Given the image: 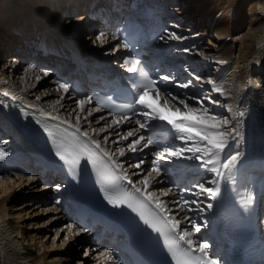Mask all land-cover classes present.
<instances>
[{"label": "bare ground", "instance_id": "obj_1", "mask_svg": "<svg viewBox=\"0 0 264 264\" xmlns=\"http://www.w3.org/2000/svg\"><path fill=\"white\" fill-rule=\"evenodd\" d=\"M102 1L110 3V6L104 5L96 11L91 10L96 9ZM160 1L139 0L137 6L136 1L133 0L130 2L128 0H42L40 2L36 0L35 4H43L38 7L39 11L33 8L35 4H27V0H9L0 6V144L9 151L6 160L0 162V264H71L73 260L76 264H82L86 259H91L92 262L89 264H122L119 261L120 254H114L105 246L93 244L92 233L82 232L77 226L75 216L82 206L88 205L96 210L92 204L93 196L97 195L96 179L91 176L90 167L87 172L81 174L79 182L73 181L58 158L54 156L51 143L45 142L46 140H36L31 135L23 133L5 115L2 107L4 97L19 100L42 115L61 120L76 131L79 130L89 143L99 145V149L108 154L107 157L115 164L120 174L127 175L143 195L151 196L150 200L155 204L157 200L161 201L165 209L164 214L169 219L182 220L185 215L194 218L193 213L198 209L189 212L173 184L185 181L192 185L200 181V175L193 169L174 168L171 175L166 172L159 176L152 173V176L148 177V186L140 183L150 169V160L153 157L151 152L154 149L147 148L132 152L127 145L135 139V136L127 140L123 139V136L137 126L130 120L111 117L101 110L94 111L96 107L93 101L86 103L81 110L77 104L81 97L75 95L71 89L76 71H82L85 62L99 65L112 73L127 72L126 68L117 61L112 67L107 63L112 55L123 63L126 58H130V51L122 46V38L136 29L142 30L140 46L149 51V55L144 58L155 66L158 72L168 73L167 69H170L168 65L179 60L184 62L180 66L185 69L187 76L192 77V85L189 89H184V92L195 95L197 91H202L207 94L211 88L206 83L208 78L206 79L202 74L196 79L198 76L195 75V71H190L185 62L195 66L196 70L211 71L210 69L213 68L216 80H211L222 85L223 95L211 93V98L218 99L220 103L213 104L210 110L215 114L222 112L228 119L225 127L229 130L230 143L234 145L233 152L240 153L237 178L240 175V167L247 157L248 148L253 142L251 108H256L259 112L258 136L264 160V0H246L233 18L228 15L230 9H227L225 0H191L193 4L188 7L190 9L186 10L183 6V9L180 8L181 11L167 7L174 1H180L182 5L186 1L163 0V5L159 3ZM50 3L53 8L47 12L45 7ZM123 3H127L128 8L131 9L127 15L132 14V18L141 16L139 21L133 22L128 16L116 31L101 26L98 30L103 31L105 36L99 42L92 36L93 45L97 43V46L90 45L88 50H84L85 42L79 43L78 36L88 31L85 29L94 25L96 18L106 19L107 25L120 19L118 17L126 8ZM72 8L78 11L76 13L82 12V14L80 17L72 14L74 18L65 23L62 15H70ZM118 11L119 14L115 15L114 13ZM161 12L167 17L179 13L185 16L186 20L196 24L193 28L187 29L182 28L181 25L176 27L168 24L169 31L178 32V35L186 39L181 41L157 39L153 45H148L151 39L164 34L167 17L161 18L159 15ZM5 13L8 14L7 17H4ZM202 19L205 21V27L203 31L202 29L199 31L195 27L202 26L198 23ZM14 21L28 26L30 34L22 32L9 34L11 32L5 25ZM141 22H146V25L143 26ZM32 35H35L36 39ZM10 36L16 38L11 40ZM203 38L208 39V46L201 44L200 40ZM23 46L26 47L23 49ZM114 46L115 51H113ZM174 49L178 52L166 55ZM158 52L165 54L160 58L159 63H155L153 57ZM13 53H16L19 59H11L10 54ZM65 58H68L66 66L67 64L69 66L61 69L62 75H55L49 71L55 60L65 65ZM45 71L49 72L48 76H44ZM174 72L171 74H175ZM179 75L175 74L177 80L182 77ZM56 81L70 84L69 92L65 93L63 89L57 90ZM5 92L8 95H4ZM198 97L201 95L198 94ZM229 107L231 111L228 110ZM241 111L244 112L243 116L238 115ZM232 129H235V132H232ZM85 132L87 136L84 135ZM232 136H235L234 140L231 139ZM139 147L140 145H137V148ZM121 148L125 149L123 156L120 155ZM141 160L144 163L140 168L132 167ZM81 163L83 164V161ZM44 170L49 173L46 178H43ZM56 185L61 186L59 191L56 190ZM49 186L50 190H48ZM167 188H172L173 192L165 196L162 190ZM234 189L218 202L206 200L208 194L202 193L200 200H203L204 204H201V207L205 208L203 212L207 218V225L205 228L201 227L199 233L193 231L192 237L194 240L199 237L200 242H207L210 245V249L207 250L209 254L215 256L220 253L218 258L225 264H233L232 240L227 227L228 217L232 223L241 228V235L247 227L252 226L254 220L251 210L244 218H230L236 210L232 208L233 205L242 209L239 203H232L233 198L238 194L236 184ZM183 195L189 196V199L195 198L187 192ZM57 200L59 203H56ZM173 200L180 202L172 203ZM208 202L213 203L212 209L206 208ZM191 207L195 208L194 205ZM73 210L74 214H72ZM134 213L132 210L129 211V215ZM244 220L249 221L244 222ZM191 223L199 224V221L194 218ZM187 224L188 221H182L180 227L184 228ZM50 238L52 243L48 244ZM89 241L92 242L93 247H88L83 253L77 251L79 247L77 248L76 245L79 242L84 244ZM129 247L130 245L127 244L123 248Z\"/></svg>", "mask_w": 264, "mask_h": 264}, {"label": "snow or ice", "instance_id": "obj_2", "mask_svg": "<svg viewBox=\"0 0 264 264\" xmlns=\"http://www.w3.org/2000/svg\"><path fill=\"white\" fill-rule=\"evenodd\" d=\"M178 27V26H177ZM105 36L103 31L96 36L97 41H101ZM159 40H175L181 41L186 39L178 35L175 31L165 30L164 34L157 37ZM124 48H129L127 41H122ZM119 47V46H117ZM116 48L113 49L115 51ZM188 51V49H183ZM137 56L126 58L122 67L132 76L127 77L128 85L122 88L117 95L120 103H115L109 96L96 95V103L98 107L94 111H100L101 108H108L109 111L118 115L120 119L132 121L137 127L124 134L123 139L135 136L128 145V149L132 152L143 151L147 148H153L151 155L154 157L151 161L152 167L147 171V175L140 181L148 186V177L152 173L157 176L163 172H170L171 168L176 169H193L200 175V181L192 184L191 187H185L181 191V196L187 192L194 199H184L183 204L187 206L189 212H200L205 210L201 207L204 204L200 200L202 193H207L206 200L220 201L224 195L234 191V185L237 181L239 169V152H233L234 145L230 143L229 130L225 127L228 120L219 116L210 110L208 105H219L218 99H212L211 93H219L223 95L222 85H218L211 79L206 83L211 86L209 92L201 97L194 94L179 91L189 89L192 80L178 81L175 74L171 73H153L147 62L142 61ZM44 76H48L49 72L45 71ZM199 79V77H196ZM59 89H63L68 93L71 85L62 81H56ZM8 95V93H4ZM93 96L89 95L77 101L78 106L83 110L86 103H91ZM194 102V103H193ZM182 106V107H181ZM231 111V108H228ZM167 113V114H166ZM91 114V112H89ZM243 116L244 112L238 113ZM118 123V121H114ZM47 133L49 141L52 145L54 156L61 162V166L67 171V174L73 181L79 182L82 173L87 172L89 167L94 171L102 185L110 187H101V191L105 193V199L113 207L127 205L133 212H137L143 223L155 233L158 239L162 240L163 247L166 249L172 264H219V261L212 258L207 251L210 245L207 242H200V238L193 237V231L199 233L202 225L191 223L193 217L185 215L182 220L169 219L165 215L155 214L149 219L140 213L133 202V196L129 192L120 191L122 185L119 181L127 180L128 184L133 181L128 179L127 175L123 177L116 175L114 172L104 171L103 157L81 139L76 133H67L61 139L56 138V134L42 125ZM79 130H77L78 132ZM235 132V129L231 130ZM87 136V133H84ZM232 140L235 136L231 137ZM143 142V143H142ZM94 143V142H93ZM137 145H140L137 148ZM99 149V145L96 146ZM101 151H103L101 149ZM125 154V149H120V155ZM107 156V153H104ZM9 151L0 144V162L6 160ZM83 161V164L81 163ZM163 161L164 163H160ZM191 162V163H186ZM144 161L132 165L134 168H140ZM223 186V188H222ZM56 190H60V185H56ZM117 191L120 194L115 198L109 195V191ZM140 192V189H136ZM163 195L167 196L173 192L172 188L162 190ZM148 199H152L151 196ZM255 196L252 193H246L239 201L244 212H249L254 204ZM173 200L172 203H179ZM59 203V200L56 201ZM192 205L195 208L191 207ZM156 206L161 213L165 212L163 203L156 201ZM213 203H206L207 209H212ZM182 221H188L184 228L180 225ZM207 225V220L203 226ZM75 227V225H68ZM80 231H87L81 227ZM180 242H183L182 244Z\"/></svg>", "mask_w": 264, "mask_h": 264}, {"label": "rangeland", "instance_id": "obj_3", "mask_svg": "<svg viewBox=\"0 0 264 264\" xmlns=\"http://www.w3.org/2000/svg\"><path fill=\"white\" fill-rule=\"evenodd\" d=\"M12 1V0H11ZM39 2L40 1H42V0H38ZM136 1V2H135ZM169 1V0H168ZM181 1H186L183 5L180 3V1L178 2V1H174V3H171V4H169V7H167L168 9H170V7H171V9L172 10H176V9H179L180 10V8L181 9H183L184 7H185V9L187 10V9H190V8H188L191 4H193V2L191 1V0H181ZM246 0H225V5L227 6V9H230L229 11H228V15L229 16H231L232 18L233 17H235L236 16V14H237V12H238V10H239V8L242 6V4L245 2ZM4 2V3H3ZM5 2H9V0H0V6H3L4 4H5ZM27 4H31V5H33V4H35V2H36V0H27ZM103 2V1H102ZM133 2H135L136 4H137V6H138V4H139V0H133ZM52 3V2H51ZM51 3L50 4H48L45 8H46V11L47 12H50V10H52L51 8H53L52 6L53 5H51ZM89 3H91V1H89ZM104 3V2H103ZM159 3H161V5H163L164 4V2H163V0H161ZM2 4V5H1ZM107 3H105V5H106ZM43 4H40V3H37V4H35V5H33V8L36 10V11H39V9H38V7H41ZM195 5V4H194ZM67 6H69V4L67 3ZM168 6V5H167ZM184 6V7H183ZM187 6V7H186ZM196 6V5H195ZM49 7V8H48ZM198 8H200L199 7V5H198ZM184 9V10H185ZM177 11V10H176ZM181 11V10H180ZM76 12H78V11H76L74 8H72V10H71V12H70V15H62L63 16V19L65 20V23L66 22H68L69 20H72V18H74V17H72L71 15L72 14H74V15H76V16H78V17H80V14H82V12H79V13H76ZM130 12V11H129ZM128 12V13H129ZM127 13V14H128ZM175 15H178V16H175ZM8 16V14L6 15V13H5V15H4V17H7ZM52 16H54V15H52ZM67 16V17H66ZM128 16H132V14H130V15H128ZM160 16H161V18H166L167 16H165V14H162V13H160ZM185 16H181V14H179V13H174L172 16H170V17H167L168 19H169V21H167V23H166V20H167V18L165 19V24L166 25H164L165 27V30H168L169 31V25L168 24H171V26H180L181 25V27L182 28H184V29H187V28H193V26H194V24H196V23H193V22H191V20H186L185 18H184ZM16 19L18 18V15L15 17ZM132 18V17H131ZM135 19H137L136 21H139V19H140V16H135L134 17ZM4 19V18H3ZM55 19H57L56 17H55ZM204 19H207V18H204ZM132 20H133V18H132ZM186 20V21H185ZM203 19L202 20H200L198 23H201L202 24V26H199V27H195V29H197V30H201V31H203V29H204V24H205V21H203ZM98 21H96V23L94 24V25H92L90 28H87V29H85V30H88V31H84V33L82 32V35L81 36H78V39H79V43H84L85 42V45H83V48H84V50H88V46H94V45H96L97 46V43L96 44H94L93 45V41H94V39L92 38V36H94V38L99 34L98 32H100L98 29H100L101 28V23H97ZM89 23V21L87 22V24ZM20 24H22V23H17V22H15L14 21V23L12 22V24H8V25H5L6 26V29H8L9 30V32H11V33H9V34H16V33H18L19 34V32L21 33H23V34H25V33H27L28 35L30 34V32H28V30H29V28H28V26H26V25H20ZM119 27V26H118ZM23 29V30H22ZM26 31V32H25ZM177 34H178V32H177ZM28 35H25V36H28ZM32 37L33 38H35L36 39V37H35V35H32ZM16 37H13V38H11V36H10V39L12 40V39H15ZM92 38V39H91ZM237 38H239V36H237ZM201 41V44H203L204 46H208V39L207 38H203L202 40H200ZM97 42H99V41H97ZM149 44H152V41H151V43H149ZM154 44V43H153ZM152 44V45H153ZM24 45V44H23ZM95 46V49H97V47ZM115 46H117L116 44H115ZM115 46H114V48H115ZM26 46H23L22 48L24 49ZM21 48V49H22ZM26 51H28L27 49H25ZM102 50V49H101ZM20 52L21 51H23V50H19ZM177 53L178 52V50L176 51V49H174V50H171L170 51V53H169V55H173L174 53ZM28 53H30V52H28ZM161 54H165V53H161ZM162 55V56H163ZM10 58L11 59H15L16 60V58L17 59H19L18 58V56H17V54L16 53H13V54H10ZM164 57V56H163ZM57 59V58H56ZM67 59L68 58H65V65H64V63L63 62H60V61H54V63L52 64V66H50L48 69H49V71H51L53 74H55V75H57V74H59L61 71V69H63V67L64 66H66V62H67ZM109 62L107 63V64H109V67H112L113 66V64L114 63H116V61L118 62L119 61V59L117 58V57H115V55H112V56H110L109 57ZM178 61H175L174 62V64L171 66V71H175L174 73L175 74H177V76L179 75V76H182L181 78H178V81H187V80H189V79H191L192 80V77L191 76H187V74L185 73V69H183L182 68V66H180L181 65V63H184L182 60H179V62L177 63ZM185 63H187L186 65H188V67L191 69L190 71H195L194 73H195V75H197L198 77H200L202 74H204V76H205V78L207 79H213V80H216V75L214 74V71H213V68L212 69H210L211 71H208L207 69H194V67L195 66H190L189 65V62H185ZM30 64H32V63H30ZM67 65H69V64H67ZM197 67V66H196ZM174 68H176V70L174 69ZM198 68V67H197ZM174 69V70H173ZM203 72V73H202ZM191 77V78H190ZM179 91H184V90H179ZM70 92H72V91H70ZM201 94H200V93ZM198 94L199 95H201V96H204L205 95V93L203 92L202 93V91H197L196 92V94H195V96L196 97H198ZM84 98V97H83ZM82 99V98H81ZM194 103V102H193ZM205 104H206V106H209L210 108L212 107V105H208L207 104V102L205 101ZM217 114V113H216ZM217 115H219V116H222V117H224L225 118V114H223L222 112H218V114ZM226 119V118H225ZM228 120V119H227ZM154 157H152L151 158V160H150V162L152 161V159H153ZM161 163V162H160ZM9 166V165H8ZM152 167V165H151V163H150V165H149V168H151ZM169 168H171V170H173L174 168H172V167H169ZM176 170V169H175ZM177 171V170H176ZM172 172V171H171ZM168 175L170 174L169 172H166ZM172 174V173H171ZM170 174V175H171ZM48 176V175H47ZM47 176H45V177H47ZM181 183V184H180ZM174 185V188H176V190L177 191H179L178 193H179V195L181 196V191H182V189H184L185 187H191V185L190 184H187V183H185V181H178L176 184H173ZM184 185V186H183ZM42 187L44 186L43 184L41 185ZM183 186V187H182ZM48 190H50V186H49V189ZM184 199H189V196H187V195H183V196H181V200L183 201ZM45 204V203H44ZM193 215H194V218L196 219V221L198 222L199 221V224L200 225H202V227L203 228H205L206 226H203V219L205 218V220L207 219L206 218V215H205V213L204 212H200L199 210L198 211H196L195 213H193ZM209 219V218H208ZM42 220V219H41ZM52 238H50L49 240H48V244H51L52 242ZM92 241H93V239H92ZM93 244H92V242L91 241H89V242H87V243H84V244H81L80 242H79V244L78 245H76V247L78 248L79 247V249L77 250V251H81V253H83L84 251H86V249L88 248V247H93L92 246ZM81 255V254H80ZM63 256V255H62ZM84 260V259H83ZM92 261H91V259H86V260H84L83 262H82V264H89V263H91ZM71 264H76V263H74V260L72 261V262H70Z\"/></svg>", "mask_w": 264, "mask_h": 264}]
</instances>
